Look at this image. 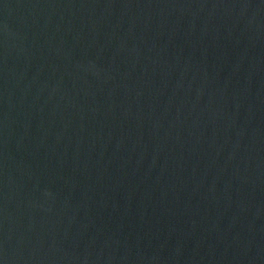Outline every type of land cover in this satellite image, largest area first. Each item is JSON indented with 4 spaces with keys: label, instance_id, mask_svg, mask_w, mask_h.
Returning <instances> with one entry per match:
<instances>
[{
    "label": "water",
    "instance_id": "water-1",
    "mask_svg": "<svg viewBox=\"0 0 264 264\" xmlns=\"http://www.w3.org/2000/svg\"><path fill=\"white\" fill-rule=\"evenodd\" d=\"M0 264H264V0H0Z\"/></svg>",
    "mask_w": 264,
    "mask_h": 264
}]
</instances>
